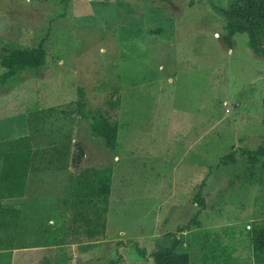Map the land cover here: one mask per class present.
<instances>
[{
    "label": "rangeland",
    "instance_id": "rangeland-1",
    "mask_svg": "<svg viewBox=\"0 0 264 264\" xmlns=\"http://www.w3.org/2000/svg\"><path fill=\"white\" fill-rule=\"evenodd\" d=\"M229 4L0 0V55L41 40L47 50L41 70L25 69L0 89V213L17 212L10 246L21 248L3 256L154 264L152 252L176 235L191 264H203L202 233L211 232L220 254L254 264L248 230L264 219V159L252 162L241 148L264 144V58L246 34L228 44ZM114 88L112 149L92 123ZM78 141L82 168L113 169L107 233L93 243L68 238ZM233 150L235 162L223 164Z\"/></svg>",
    "mask_w": 264,
    "mask_h": 264
},
{
    "label": "trees",
    "instance_id": "trees-1",
    "mask_svg": "<svg viewBox=\"0 0 264 264\" xmlns=\"http://www.w3.org/2000/svg\"><path fill=\"white\" fill-rule=\"evenodd\" d=\"M226 30L228 44L232 46L231 38L239 33L248 36V45L254 54L264 58V0H230L226 11ZM47 61L45 41L31 48H12L0 55V65L5 69L0 74V89L7 81L17 76L25 69L41 70ZM121 105L120 89L114 88L111 95L105 99V109H100L94 115L92 130L96 136L103 138L105 144L115 149L117 147L119 124L116 118ZM252 162L264 159V144L255 150L241 148ZM236 150L221 158L223 164L235 162ZM86 157V146L82 142L75 143L71 165L75 168L71 200L70 219L68 225L69 243L103 240L107 233L108 213L110 208L113 169L111 167H85L81 164ZM204 184H202V188ZM202 208L206 202L200 191L196 196ZM9 210L0 213V246L8 242L5 236L4 223ZM16 216V214H14ZM192 223L198 224L197 216ZM248 230L253 249L254 264H264V219L250 222ZM179 238L174 235L170 245L159 244L152 252L154 264H191L190 254L179 251ZM203 264H235V258L218 252V243L211 232L202 233ZM138 252L147 257L144 248Z\"/></svg>",
    "mask_w": 264,
    "mask_h": 264
},
{
    "label": "crops",
    "instance_id": "crops-1",
    "mask_svg": "<svg viewBox=\"0 0 264 264\" xmlns=\"http://www.w3.org/2000/svg\"><path fill=\"white\" fill-rule=\"evenodd\" d=\"M11 187H12L11 183L9 181H6L4 188L8 189V193L5 192V195H6L5 197L11 196V194H12L11 193ZM7 189H5V191ZM14 214L17 215V212L15 210H9L8 217H7V219H6L5 223H4V230H5L4 238H6L8 240V242L5 243L6 245L0 246V264H13L14 258H6V256H3L2 254H5V253H17L21 249V248L19 250L18 249H12V247L10 246V244H11L10 240H11V237L13 235V228H15L14 227L15 222H16V225H17V222H18V226H19V223H20V220L17 221L16 216Z\"/></svg>",
    "mask_w": 264,
    "mask_h": 264
}]
</instances>
